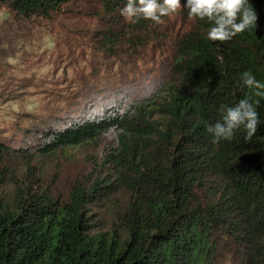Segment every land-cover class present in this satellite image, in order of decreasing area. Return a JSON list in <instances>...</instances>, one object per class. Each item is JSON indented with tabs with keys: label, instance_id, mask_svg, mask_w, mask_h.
<instances>
[{
	"label": "trees",
	"instance_id": "trees-1",
	"mask_svg": "<svg viewBox=\"0 0 264 264\" xmlns=\"http://www.w3.org/2000/svg\"><path fill=\"white\" fill-rule=\"evenodd\" d=\"M93 1L113 23L95 37L98 52L128 58L157 44L170 60L143 96L40 127L20 155L0 147V264H264V98L243 83L245 72L264 81V0H249L255 27L223 42L207 38L211 22L190 17L187 0L177 14L189 23L174 34L171 17L120 21L127 0ZM70 3L0 0L28 19ZM245 97L256 134L241 126L214 143L221 105ZM79 148H94L85 181L63 191L36 178V159Z\"/></svg>",
	"mask_w": 264,
	"mask_h": 264
},
{
	"label": "rangeland",
	"instance_id": "rangeland-1",
	"mask_svg": "<svg viewBox=\"0 0 264 264\" xmlns=\"http://www.w3.org/2000/svg\"><path fill=\"white\" fill-rule=\"evenodd\" d=\"M70 2L47 18H24L0 6V147L14 155L36 146L40 127L103 113L126 95L143 96L158 84L160 68L170 60L157 44L128 58L125 49L117 52L119 57L98 52L93 41L113 27L111 17L93 0ZM186 22L175 13L168 27L174 34ZM93 150L36 159V178L49 175L65 191L87 179L83 172L89 170L82 166ZM10 162L19 176L25 173L20 158L10 157Z\"/></svg>",
	"mask_w": 264,
	"mask_h": 264
},
{
	"label": "clouds",
	"instance_id": "clouds-1",
	"mask_svg": "<svg viewBox=\"0 0 264 264\" xmlns=\"http://www.w3.org/2000/svg\"><path fill=\"white\" fill-rule=\"evenodd\" d=\"M181 0H127L120 10L126 21L135 22L143 18L156 24H162L164 17H171L181 9ZM190 17L207 19L211 27L207 38L211 41H228L237 34L255 27L257 13L249 0H187ZM243 83L254 89L256 97L264 98V81H259L250 72L243 73ZM258 103V101H257ZM222 120L208 126V132L214 137L213 142L230 139L234 130L243 126L247 138L254 136L261 124L253 101L242 98L234 105H221Z\"/></svg>",
	"mask_w": 264,
	"mask_h": 264
}]
</instances>
